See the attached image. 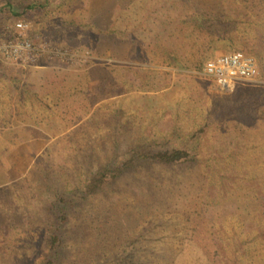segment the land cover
<instances>
[{
  "label": "rangeland",
  "instance_id": "obj_1",
  "mask_svg": "<svg viewBox=\"0 0 264 264\" xmlns=\"http://www.w3.org/2000/svg\"><path fill=\"white\" fill-rule=\"evenodd\" d=\"M197 1L53 0L18 36L77 58L0 56V264L41 260L57 188L128 147H183L201 129L195 167L138 172L77 209L66 264H264V79L219 90L160 55L183 45L199 59L183 24ZM16 24L2 16L0 32ZM116 111L118 153L105 127Z\"/></svg>",
  "mask_w": 264,
  "mask_h": 264
},
{
  "label": "trees",
  "instance_id": "obj_2",
  "mask_svg": "<svg viewBox=\"0 0 264 264\" xmlns=\"http://www.w3.org/2000/svg\"><path fill=\"white\" fill-rule=\"evenodd\" d=\"M51 3L53 0H3L0 2V17L4 16L14 19L17 23L27 24L35 15L47 10ZM222 4L226 7L223 8ZM183 24L186 30L191 32L188 40L193 46L194 57L199 59L189 64L186 53L188 50H184L183 45L175 51L161 48L160 55L166 65L173 67L193 65L199 72L219 52H242L256 60L261 77L264 79V0H231V2L225 0L219 4H210L209 0H198L196 7L183 20ZM15 31L0 32V44L20 40L19 30L15 29ZM173 32L175 33L176 30L174 29ZM241 48L250 50L243 52L240 51ZM122 116L123 113L116 111L107 118L105 124L116 153L120 151V139L127 127ZM202 132L203 129L193 134L190 142L183 147L161 150L154 149L150 144L128 147L121 158H119L120 154H114L107 163L100 162L92 169L87 179L74 188H57L52 201L45 205L46 237L42 257L37 264H66L65 248L69 241L71 218L77 209L85 206L91 199L119 187L128 177L141 171L152 170L157 166L195 167L201 157L198 134ZM49 178V175L44 176L45 181ZM261 229L257 233L256 240L262 239V243L264 227ZM134 261V255H125L119 263L134 264Z\"/></svg>",
  "mask_w": 264,
  "mask_h": 264
},
{
  "label": "built area",
  "instance_id": "obj_3",
  "mask_svg": "<svg viewBox=\"0 0 264 264\" xmlns=\"http://www.w3.org/2000/svg\"><path fill=\"white\" fill-rule=\"evenodd\" d=\"M19 31H25L26 23L18 22L15 25ZM46 53L62 57H76L69 50L60 51L57 49L37 46L28 38L18 41H10L0 45V56L5 60L17 62L25 66L36 65L37 61ZM67 58V57H66ZM198 76L212 83L219 90H232L238 84L261 83V71L256 60L242 52H219L205 68L197 73Z\"/></svg>",
  "mask_w": 264,
  "mask_h": 264
}]
</instances>
